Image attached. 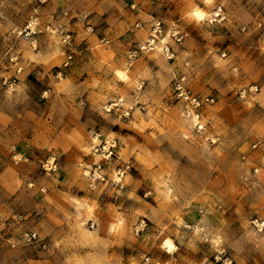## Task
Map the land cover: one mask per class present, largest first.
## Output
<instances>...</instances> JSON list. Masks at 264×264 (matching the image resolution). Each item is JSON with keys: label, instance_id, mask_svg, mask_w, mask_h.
<instances>
[{"label": "rangeland", "instance_id": "obj_1", "mask_svg": "<svg viewBox=\"0 0 264 264\" xmlns=\"http://www.w3.org/2000/svg\"><path fill=\"white\" fill-rule=\"evenodd\" d=\"M48 1L0 0V264H264V0H229L227 18L195 36L181 0H108L116 10L101 25L85 8L75 16ZM34 9L37 32L25 39ZM58 27L72 34L69 46ZM179 84L199 98L204 125L183 138ZM121 96H135L136 108H113L119 123H110L99 113ZM91 132L113 164L123 156L115 167L127 163L129 182L105 189L84 222L75 201L93 207V190L73 156L91 162L79 153ZM49 153L58 167L46 170ZM160 175L176 201L155 193ZM102 216L112 239L92 230ZM161 230L177 251H161Z\"/></svg>", "mask_w": 264, "mask_h": 264}, {"label": "clouds", "instance_id": "obj_2", "mask_svg": "<svg viewBox=\"0 0 264 264\" xmlns=\"http://www.w3.org/2000/svg\"><path fill=\"white\" fill-rule=\"evenodd\" d=\"M181 4L184 8V13L181 16V20L185 25L190 26L194 31L193 35L195 36L197 33L195 29L201 27L212 28L216 24L223 22L227 18L223 9L228 6L229 0H181ZM38 23V22H33ZM32 27V25H29ZM170 35H178L177 32H173ZM114 80H123L125 83L128 82V77L126 71L121 69H113ZM141 85H137V94L138 89ZM115 91V89H113ZM177 99L181 102V113L179 117L181 131V137H186L192 129H196L197 125L202 129L204 127L203 123H201V119L196 115L195 110L200 107L198 103V97L190 96L187 91L183 90L181 87H177ZM41 98H45L49 95L48 92L40 93ZM106 99H111L108 97ZM138 101L135 96H121L118 98L115 103L109 106L107 103L105 104V111H101L99 115H101L106 121L110 123H119V120H113L109 114L112 113L113 108L116 109L118 115L127 116L130 109H135ZM184 111H188L191 113V118H184ZM58 127H62L61 125H57ZM131 126V125H130ZM183 129H186L184 131ZM88 139L83 142V145L79 148V153H82L83 156L91 157L90 163H85L83 161L82 156L79 154H74L73 158L76 161L77 165L80 167L82 172V178L90 181L89 188L93 190V195L90 198V203H92L93 207L89 208L87 203H81V200H76L75 203L80 205L76 209V218L80 219L81 211L83 210L84 222H87V214L93 213L96 211L99 202V196L105 189L109 191H114L115 186H119L120 192H123L125 185L129 182V177L127 175L128 165L124 164L123 171H117L115 164H120L123 162V156L113 164L111 161L112 153L109 151V148L103 147L101 148V144L103 143L100 139V135L95 132L88 133ZM108 146L115 148V140L117 136L115 133L108 132L106 136ZM12 160L16 163H20L22 157L20 154H13ZM46 163L44 167L46 170L55 169L58 167L57 160L59 157L54 153H49L44 158ZM101 161H105L108 164V168L105 169L101 164ZM105 176L108 177L105 180ZM159 181L162 183L156 182L154 178V189L155 193L162 198H165L169 203L176 201L177 196L179 195L177 187L171 183V181H164L162 175L158 177ZM99 181V184L97 183ZM153 196V190L151 188L144 189V197L148 198ZM131 198V197H130ZM120 224L123 228L127 229L132 225V221L128 219L126 216L122 215L120 218ZM187 227V225H185ZM261 228H264V225H261ZM92 230L94 233L102 232L105 237L112 239L116 235L115 225L113 222L107 218L106 216H102L98 221L94 220V225L92 226ZM156 240L160 241L159 247L161 251L166 253H171L173 251H177L175 241L165 234L163 230L159 232V234L155 237ZM171 246V247H170ZM122 251V250H121ZM99 254L101 256L104 255L103 249L100 250Z\"/></svg>", "mask_w": 264, "mask_h": 264}, {"label": "crops", "instance_id": "obj_3", "mask_svg": "<svg viewBox=\"0 0 264 264\" xmlns=\"http://www.w3.org/2000/svg\"><path fill=\"white\" fill-rule=\"evenodd\" d=\"M61 2L64 5V8L71 10L73 15L81 14L83 11L87 10L88 13H91V21L94 24L101 25L105 22H109L113 15V12L116 8L110 5L108 0H49L48 5L49 7H53L54 5ZM121 7L123 8L124 1L121 0L120 2ZM117 2V4H119ZM79 20H75V23H78Z\"/></svg>", "mask_w": 264, "mask_h": 264}, {"label": "built area", "instance_id": "obj_4", "mask_svg": "<svg viewBox=\"0 0 264 264\" xmlns=\"http://www.w3.org/2000/svg\"><path fill=\"white\" fill-rule=\"evenodd\" d=\"M36 13H37V10L34 9V13H33V15H31L28 23H26L19 30V34L22 35L23 38H25V39H31L33 37V35L37 32L36 28H37L38 23H33V22H38V17L36 15ZM29 25H32V27H30ZM158 26H160V25L157 24L155 26V29H154L155 32L158 30ZM56 31L59 33L62 43H64L66 46H69L72 42V34L68 30H66L65 28H62V27H58L56 29ZM155 38L156 37H153L150 41H148V46H150L151 48H153V46H154ZM68 57L71 58V54H69ZM178 86L181 87L183 90L187 91L186 89H184L181 86V84H179ZM187 92L190 95V91H187ZM191 96H194V95L191 94ZM32 237H35L34 233L31 235L30 238H32Z\"/></svg>", "mask_w": 264, "mask_h": 264}, {"label": "bare ground", "instance_id": "obj_5", "mask_svg": "<svg viewBox=\"0 0 264 264\" xmlns=\"http://www.w3.org/2000/svg\"><path fill=\"white\" fill-rule=\"evenodd\" d=\"M171 247V246H170Z\"/></svg>", "mask_w": 264, "mask_h": 264}]
</instances>
